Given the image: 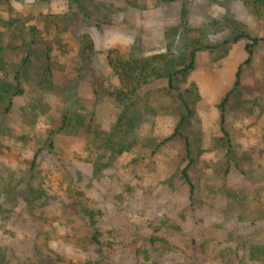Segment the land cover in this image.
Masks as SVG:
<instances>
[{"label":"rangeland","instance_id":"obj_1","mask_svg":"<svg viewBox=\"0 0 264 264\" xmlns=\"http://www.w3.org/2000/svg\"><path fill=\"white\" fill-rule=\"evenodd\" d=\"M0 81V264H264V3L0 0Z\"/></svg>","mask_w":264,"mask_h":264},{"label":"trees","instance_id":"obj_2","mask_svg":"<svg viewBox=\"0 0 264 264\" xmlns=\"http://www.w3.org/2000/svg\"><path fill=\"white\" fill-rule=\"evenodd\" d=\"M257 2H259V3H264V2H261V1H263V0H256ZM241 38H246L250 43H248L247 45H246V48H245V50H246V53H247V59H246V63H249V60H250V58H251V56H252V47L256 44V42H257V40L256 39H254V38H252L251 36H249V35H246V34H244V35H235L234 36V38H233V40L232 41H237V40H239V39H241ZM197 52V50H194L191 54H190V63L185 67V68H183L182 70H179V71H177L176 73H174V74H172V73H168L167 74V84H168V87H169V89H171V90H177V88L176 87H174V85H173V81H174V76H180V75H184V74H186L190 69H192V64H193V58H194V55H195V53ZM143 64V63H142ZM109 65H111L110 64V61H109ZM112 66V65H111ZM120 66H121V70L120 71H117V74L119 73L120 75H125L126 76V78H130L129 76V74H132V73H135V72H137V71H139L140 73L143 71V66H142V68H137V65L135 64V63H133V61H131V62H124V63H120ZM136 66V67H135ZM138 69H140V70H138ZM120 75H119V77H120ZM239 76H240V70L238 69V71L236 72V74H235V83H234V85L235 86H238V84H239ZM122 81V80H121ZM10 88V87H9ZM6 91H9V89H8V87H7V85L5 84V83H3V82H1L0 81V94L2 93V92H6ZM225 100H226V98L223 100V104H224V102H225ZM0 101H1V96H0ZM185 119H186V117H183L180 121H179V123L176 125V128H175V131H174V133H173V135L171 136V138H174V137H177V136H180L179 134V129L184 125V121H185ZM187 149V154H188V152H189V149H188V143H187V147H186ZM183 175H184V178H185V180H187L186 178H187V175H186V173L185 172H183ZM187 184H189V187H191V184L188 182V180H187ZM260 250V249H259Z\"/></svg>","mask_w":264,"mask_h":264}]
</instances>
